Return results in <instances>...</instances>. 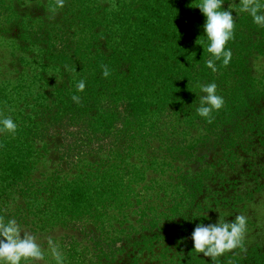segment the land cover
I'll return each instance as SVG.
<instances>
[{"label":"trees","instance_id":"1","mask_svg":"<svg viewBox=\"0 0 264 264\" xmlns=\"http://www.w3.org/2000/svg\"><path fill=\"white\" fill-rule=\"evenodd\" d=\"M55 3L0 0V114L18 124L0 132V215L54 238L65 264H264L260 244L213 261L191 239L246 207L235 173L264 152V28L233 10L232 60L213 72L196 0Z\"/></svg>","mask_w":264,"mask_h":264},{"label":"clouds","instance_id":"2","mask_svg":"<svg viewBox=\"0 0 264 264\" xmlns=\"http://www.w3.org/2000/svg\"><path fill=\"white\" fill-rule=\"evenodd\" d=\"M64 2L65 0H56L52 11L63 8ZM224 3L225 0H196L193 6L205 18L202 27L206 39L196 43L202 48L206 46L207 52L211 54L205 64L213 72L217 71V61L227 66L232 60V51L226 45L234 37L233 10L237 15L246 13L256 26L264 28V0H238V3L229 4L227 9L223 8ZM109 74L110 70L105 65L102 75L108 77ZM85 87L84 79L76 84L80 92ZM198 87L203 95L199 98L196 112L201 118L210 121L212 113L223 107L224 98L217 93L215 82L199 84ZM72 99L79 102L80 97L73 95ZM17 128L18 124L10 116L0 114V132L14 134ZM247 223L248 218L242 214L236 215L231 221L219 217L216 223H198L191 233L193 250L215 261L225 252L243 247ZM50 261H54V264L66 262L65 252L54 238H48L45 249L38 242V237L25 231L15 218L5 219L0 215V264H50Z\"/></svg>","mask_w":264,"mask_h":264},{"label":"rangeland","instance_id":"3","mask_svg":"<svg viewBox=\"0 0 264 264\" xmlns=\"http://www.w3.org/2000/svg\"><path fill=\"white\" fill-rule=\"evenodd\" d=\"M29 7L34 8L36 6L31 3ZM252 68L256 77L264 85V55L252 60ZM253 156L246 157L247 162H244L242 171L240 167L236 169L237 184L243 197H245L246 207L240 211L233 209V212L248 218L247 232L244 238L246 242L264 246V152H260L254 158ZM249 166L252 168L251 170H249ZM250 172L257 177V182L249 174ZM251 191L252 193H250Z\"/></svg>","mask_w":264,"mask_h":264}]
</instances>
